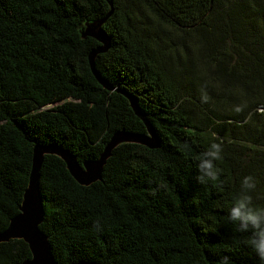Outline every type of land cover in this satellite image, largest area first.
I'll use <instances>...</instances> for the list:
<instances>
[{
	"label": "trees",
	"instance_id": "obj_1",
	"mask_svg": "<svg viewBox=\"0 0 264 264\" xmlns=\"http://www.w3.org/2000/svg\"><path fill=\"white\" fill-rule=\"evenodd\" d=\"M101 21V44L82 33ZM158 139L116 146L101 178L80 185L45 154L40 230L58 264H261L227 220L240 178L264 205V0H0V231L19 213L34 144L95 160L117 130ZM245 105L240 113L235 106ZM224 147L218 182H197L211 134ZM0 243V264L30 258Z\"/></svg>",
	"mask_w": 264,
	"mask_h": 264
},
{
	"label": "water",
	"instance_id": "obj_2",
	"mask_svg": "<svg viewBox=\"0 0 264 264\" xmlns=\"http://www.w3.org/2000/svg\"><path fill=\"white\" fill-rule=\"evenodd\" d=\"M100 25L101 21L89 23L86 30L82 33V37H92L101 44L90 52L88 57L89 66L101 85L106 89L112 90V87L106 80L101 78L94 67L96 55L106 51L109 46V38L101 30ZM127 97L135 115L143 122L146 133H133L123 129L113 132L97 159L85 160L82 163H78L75 155H72L63 147L34 144L28 183L23 192L19 213L11 217L6 228L0 231V243L9 241L10 239H22L28 245L31 256L19 264H58L53 257L47 236L39 228L44 216V208L39 190V169L45 154H54L60 157L65 162L68 172L77 183L89 185L101 178V172L106 159L119 144L137 143L149 148L158 146V139L145 114L139 110L136 102L130 96L127 95ZM70 264L95 263L77 261Z\"/></svg>",
	"mask_w": 264,
	"mask_h": 264
},
{
	"label": "clouds",
	"instance_id": "obj_3",
	"mask_svg": "<svg viewBox=\"0 0 264 264\" xmlns=\"http://www.w3.org/2000/svg\"><path fill=\"white\" fill-rule=\"evenodd\" d=\"M245 105L235 106L234 111L240 113ZM224 160V147L215 134H211L206 149L195 157L197 182H218L223 173L220 164ZM258 180L252 175L240 178L238 187L232 191L226 204L227 220L239 232H250L248 244L261 264H264V205L256 203L260 199ZM218 264H231L227 256H223Z\"/></svg>",
	"mask_w": 264,
	"mask_h": 264
}]
</instances>
